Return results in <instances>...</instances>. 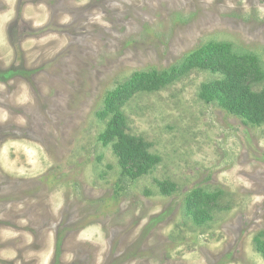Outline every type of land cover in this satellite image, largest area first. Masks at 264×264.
I'll return each mask as SVG.
<instances>
[{
	"label": "rangeland",
	"instance_id": "obj_1",
	"mask_svg": "<svg viewBox=\"0 0 264 264\" xmlns=\"http://www.w3.org/2000/svg\"><path fill=\"white\" fill-rule=\"evenodd\" d=\"M196 53L255 60L264 89V0H0V264H264V122L199 96L222 74ZM144 72L171 81L121 102L160 157L131 175L104 109Z\"/></svg>",
	"mask_w": 264,
	"mask_h": 264
},
{
	"label": "trees",
	"instance_id": "obj_2",
	"mask_svg": "<svg viewBox=\"0 0 264 264\" xmlns=\"http://www.w3.org/2000/svg\"><path fill=\"white\" fill-rule=\"evenodd\" d=\"M213 53L222 50V45H213ZM218 50V51H217ZM220 55V54H219ZM202 68L219 72L222 77L200 86L199 96L206 102L219 98L224 108L247 122H264V89L254 91L247 78L259 79L263 76L255 60L232 59L215 61L203 59L200 53L192 54L184 69ZM245 75V76H244ZM246 79H244V77ZM248 76V77H247ZM171 81V77L160 73H135L125 85L119 87L107 97L105 115H110L102 134L104 144H111L113 152L124 173L143 175L160 162V157L148 149V143L142 138L127 132V120L121 110V102L130 98L137 90L152 92L159 90ZM187 201V207L201 221L206 216V207L215 197L195 189ZM259 251L264 255V243L260 242Z\"/></svg>",
	"mask_w": 264,
	"mask_h": 264
}]
</instances>
